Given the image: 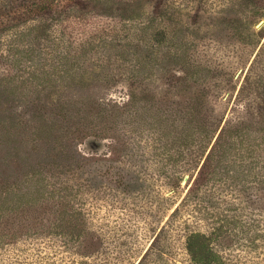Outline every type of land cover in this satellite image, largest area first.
Returning a JSON list of instances; mask_svg holds the SVG:
<instances>
[{
    "label": "rangeland",
    "instance_id": "obj_1",
    "mask_svg": "<svg viewBox=\"0 0 264 264\" xmlns=\"http://www.w3.org/2000/svg\"><path fill=\"white\" fill-rule=\"evenodd\" d=\"M39 1L0 0V264H264V147L192 192L264 136V0Z\"/></svg>",
    "mask_w": 264,
    "mask_h": 264
},
{
    "label": "trees",
    "instance_id": "obj_2",
    "mask_svg": "<svg viewBox=\"0 0 264 264\" xmlns=\"http://www.w3.org/2000/svg\"><path fill=\"white\" fill-rule=\"evenodd\" d=\"M39 5V6H38ZM47 7H50V1L49 0H40L39 3L32 7L25 9V11L21 14L22 16L30 15L33 13H39L44 11ZM19 16V17H22ZM211 115V112H210ZM211 121L214 120V122L209 126L212 128V125L216 124L217 126L221 124V120H217L215 116L210 117ZM242 122V123H241ZM233 123V122H232ZM227 123L225 122L220 129L214 143L210 147L204 162L196 176V179L194 181V186L192 187V192L202 183H204L206 180L213 179L216 177V171L215 167H213L212 164H218L223 161V159H227V155L231 154L232 151L239 152L240 149L237 147L240 144L238 143L242 142V160L245 158L246 155H249L252 153V147L256 146L259 147L262 145L264 147V136L263 135H256L251 136V134L248 133L247 127H245V130L240 129V126L243 124V121L240 119H237L234 121V123ZM215 126V128H217ZM244 128V127H243ZM217 130L213 131V134L211 136H207L206 138H198L196 144L197 148L200 150H206L208 148V144L211 140V138L214 136L215 132ZM205 139V140H204ZM247 141V144L244 145L243 143ZM236 144V145H235ZM226 157V158H225ZM216 166V165H215ZM194 188V189H193Z\"/></svg>",
    "mask_w": 264,
    "mask_h": 264
}]
</instances>
